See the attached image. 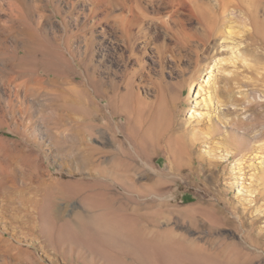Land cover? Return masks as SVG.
<instances>
[{
	"label": "rangeland",
	"instance_id": "1",
	"mask_svg": "<svg viewBox=\"0 0 264 264\" xmlns=\"http://www.w3.org/2000/svg\"><path fill=\"white\" fill-rule=\"evenodd\" d=\"M93 1L27 0L19 13L0 0V264H111L72 237L107 218L91 200L65 208L67 228L40 231L54 182L94 179L125 206L121 229L141 222L149 244L128 264H264V0H199L201 21L176 33L158 21L164 0ZM132 4L145 29L131 48L115 15ZM27 51L31 71L55 66L61 83H9ZM119 143L126 171L110 164Z\"/></svg>",
	"mask_w": 264,
	"mask_h": 264
},
{
	"label": "bare ground",
	"instance_id": "2",
	"mask_svg": "<svg viewBox=\"0 0 264 264\" xmlns=\"http://www.w3.org/2000/svg\"><path fill=\"white\" fill-rule=\"evenodd\" d=\"M9 1L11 2L10 3L11 6L13 5V6H15L14 8H17V11L20 10L27 3V0H9ZM93 2L98 3L97 5H100V4L106 5L107 0H94ZM193 2H194V6H190L188 13L185 12V10L182 8L180 3H176L173 0H164V1L160 2V8L158 7L159 9L155 10L156 14H161V10L166 11L165 15H162L158 18L160 25H162L166 29V31H168V33L169 32L176 33L177 32L176 26L178 24H180V25L185 24L186 17L196 18L198 21H201L200 17L197 16V14H198L197 12L200 11L202 14L203 13L202 8H204V6L200 3L199 0H194ZM95 6H96V4H95ZM136 8H137V6L135 7V5L132 4L128 8H121L119 11V14L115 15V20H116L115 26L117 27V30L119 32L117 30L116 31L120 34L119 39L121 38L123 41L127 42V44L131 48L134 45L132 43V40H133L132 38L134 36H136V35H134L135 34L134 31L137 30L136 34L138 36V34H140L145 29L144 20L142 18H140L139 15L137 14ZM126 10L128 12H126ZM21 11L24 12L23 10H21ZM22 12H21V14H22ZM125 13H127V14H125ZM202 17H204V16H202ZM39 52H41V51H39ZM133 52H135V51L133 50ZM34 54H36V53H34ZM23 56L24 55H22V57ZM11 58H13V57H11ZM20 59L22 61V62L20 61L21 62L20 64L19 63H18V65L16 64V62H17V59H16V62H15L16 65L14 64L11 66H6L7 68H5V70L3 72L7 76L6 78L9 81V83L12 82L14 85V83H16V82L18 84L19 80L24 81V83L27 85L26 86L27 92L30 91V89L28 88V85H33V87H34V85H37L38 88H44V87L46 88L47 85L56 86L59 82L61 83L60 79L63 78V76H61V73L58 72V70L57 71L54 70V68H55L54 65H53L54 67L52 69L48 70V68H47V70L43 74H40L39 73L40 70L35 71V69H33L31 71V67L29 69L28 65H26L27 63H29L27 61H29L30 59L31 60L33 59V55L28 53V51H27V54L23 58H20ZM37 60H38V58H37ZM12 63H14V62H12ZM9 64H10V62H9ZM50 67H52V65H50ZM3 79H5V78H3ZM17 86L19 88L22 85L18 84ZM19 91H20V89H19ZM19 91H18V93H19ZM23 91H25V90H23ZM27 92L25 93V95L28 94ZM36 93H34V94H36ZM97 94L100 95V93H97ZM16 96H19V95H16ZM10 104H12V103H10ZM26 108H27V106H26ZM21 110H23V109H21ZM20 112H22V111H20ZM22 114H21V116H22ZM20 118H23V116ZM100 138H101V136H100ZM93 150L95 151L96 160L98 161L95 164L96 165L95 166L96 172L101 173L102 176H105L108 171L106 172L104 170L105 167L103 169L102 166L106 162H108L106 155H105L106 153L99 147H95V148H93ZM119 151H120V153H121L120 155L122 157L117 158L115 156L114 157L115 161H113L111 159L110 164L112 165L113 168L126 171L128 169L129 163L126 162L125 159H128L132 156L131 149L125 143H119ZM54 183H57L60 186L59 187L60 190L57 193H55V195L48 196L46 198V200L44 199L39 204L38 208L36 207L38 219L40 221V223H39L40 224L39 225L40 231L45 233L44 232L45 227H48L49 224L52 226V228L56 229L57 226H59V224L62 223L63 224L62 227L67 228L68 224H67L66 219H65V212H66L65 208L69 207L70 204L73 203V201L75 199H77V200L81 199L84 202L87 200H91L92 206L96 209L103 210L104 211L103 214L106 215L107 218H104L103 221L101 220L100 222H95L92 225L89 224L88 220L80 222L79 228L75 232L72 233V237L77 241H81L83 243H87V244H90L92 246H95L93 248L94 250L99 251V249H100L101 253H103L105 255V257L108 259V262H110L111 264H128V261H127L128 254H134L137 256L138 259H141L143 257L144 250H145L146 246L149 244V242L146 239L142 238V234L140 231V229L142 228L141 222L139 221L138 218H136V220H135L136 221V228L132 232L120 228L121 223L125 222V220L128 219L127 211H126L125 206L122 203L117 204L116 196L113 193V189L110 188L107 185V183L103 182V180H100V179H94L91 182H86L84 180H78V181H69V182H64V183L60 182V181H56ZM3 185L6 186L5 184H3ZM3 185H0V192H3V191L5 192V187ZM28 220H30L29 217H28ZM66 231H67V229H66ZM55 232H56V230H55ZM64 233H67V232H64ZM57 234H60V233H57ZM54 235H53V237H54ZM49 238L51 239V243H52V235H50ZM59 242H60V240H59ZM154 247H156V246H154ZM109 248L112 249V251H110V250L108 251Z\"/></svg>",
	"mask_w": 264,
	"mask_h": 264
}]
</instances>
